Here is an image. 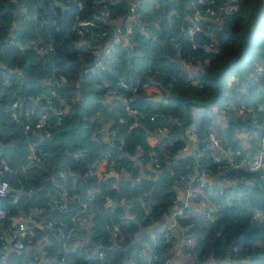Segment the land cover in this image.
<instances>
[{
    "label": "trees",
    "instance_id": "16d2710c",
    "mask_svg": "<svg viewBox=\"0 0 264 264\" xmlns=\"http://www.w3.org/2000/svg\"><path fill=\"white\" fill-rule=\"evenodd\" d=\"M38 1L0 0V168L3 161L8 166L0 172L8 185L0 195V209L7 210L0 228L41 206L50 213L44 224L51 228H33L23 248H11L0 256V264H27V239L43 235L46 252L55 253L45 264H220L227 249L235 264H264V157L257 169L246 165L264 135V0H233L234 9L207 15L200 22L202 31L191 37L181 29L194 8H203L198 0H136L126 40L114 43L112 24L123 19L122 32L130 0H60L64 9L55 5L57 0H43L45 11ZM100 4L107 7V16L99 14ZM85 18L93 25L79 34L72 26ZM31 38L41 39L37 47L29 43ZM212 40L214 51H205L201 45ZM48 43L50 50L38 46ZM181 61L189 68H182ZM120 80L127 89L117 85ZM147 85L156 86L158 93H147ZM110 86L118 88L134 113L121 100L110 106L105 92ZM51 88L60 95L48 99ZM16 98L18 119L13 120L8 107ZM63 103L66 111L55 123L50 107ZM41 112L49 117L46 137L33 127ZM157 127L166 131L156 134ZM184 127L195 137V168L191 157L175 158L185 143L180 136ZM145 130L155 136L152 145ZM108 131L111 136L102 140ZM211 135L217 139L214 150ZM28 142L39 151V159L30 163L25 157ZM217 149L229 155L215 160ZM100 158L112 173L101 179L84 174ZM152 161L155 168L154 163L145 166ZM201 169L209 182L199 186L189 178ZM121 171L122 176L117 174ZM184 187L192 191L176 235L168 230L166 237L152 240L157 225L136 238L139 229L168 215L173 192ZM62 190L65 204L59 207ZM106 198L114 205H107ZM82 202L93 217L87 231L77 224L75 230L89 235L83 245L95 246L100 259L85 257L90 250L80 245L71 246V215L77 210L83 215ZM94 203L107 208L95 209ZM256 211L261 215L254 219ZM35 222L34 215L29 225ZM58 229L64 238L56 234ZM179 239L175 256L171 249ZM63 240L68 253L59 261Z\"/></svg>",
    "mask_w": 264,
    "mask_h": 264
},
{
    "label": "built area",
    "instance_id": "2783aa9c",
    "mask_svg": "<svg viewBox=\"0 0 264 264\" xmlns=\"http://www.w3.org/2000/svg\"><path fill=\"white\" fill-rule=\"evenodd\" d=\"M198 2H200V4L202 3L203 8H194L192 10V12L190 13V19H189V24L185 27L181 29V33L183 35L189 36L191 37V35H193L196 31H202V26L200 24V22L202 23V21L207 19V15H215L217 14H222L223 12H229L232 9H234V3L233 0H227L224 4V6L220 4H214L212 1H210L209 3L203 2L202 0H198ZM136 4L137 1L136 0H130L129 4H128V13L126 14V16L124 17V22L122 23L123 25V30L121 32L120 29V23L122 22L123 19H119L118 22L113 23L112 24V29L114 30V36L111 38V42H117V41H125V35L131 30L132 27V23L131 20H133L136 16ZM98 12L100 15L102 16H107L108 14V10L107 7L104 4H100L98 6ZM93 25V21L91 19H78L76 20L75 24L72 26L77 33H82L83 28L87 27V26H92ZM9 43H14L16 44V42H13L12 40L8 41ZM41 39L40 38H31L29 40V43L35 47H37L36 44L40 43ZM197 44L193 43L192 47H195ZM39 48L42 51H46V50H50L52 48L51 43H48V45L46 46H42V45H38ZM202 48L205 51H214L215 49V43L212 40L211 42L201 45ZM109 51V48L106 47L104 49L103 54L107 53ZM101 58V57H100ZM99 64V60H96L94 63L95 65ZM181 67L183 66L184 68H189V66L187 67L188 63H186L185 61H181L180 62ZM182 67V68H183ZM258 67H262L261 65H258ZM118 86H121L122 89H127L128 85L120 80L118 81ZM132 90H135V87L132 88ZM105 92L107 93V98L109 101H111L110 106H113L118 100H121L123 103V108L126 109L129 113H134L135 111H133L132 109H130L127 101L125 100V98L123 97L122 94L118 93V88L117 87H106L105 88ZM60 95V90L58 89H50L47 95V98H51V97H57ZM18 106V100L13 99L10 104H9V115L13 120H17L18 119V112L16 110V107ZM50 109L52 110V116L54 118L55 123H58L61 119V115L66 111V104L63 103V106L56 108L51 106ZM245 109L243 106L239 107V110ZM152 118V117H150ZM49 117L47 116L46 112H41L36 120L33 122V127L38 129L39 132L41 134L44 135V137H46L50 131L48 129L47 126H49V122L48 120ZM25 128H27V125H25ZM166 128L165 127H157L155 133H163L165 132ZM184 134H186L187 136H189L192 141L194 142L195 137L191 132L190 127H184L183 128ZM110 131L107 132V135H110ZM185 135V136H186ZM43 137V136H41ZM153 138H155V136H153ZM210 146L212 147V149H216L217 148V139L214 136H210ZM117 148H120V146H117ZM186 150V144L184 143L178 150V155L181 154L182 152H184ZM140 153V152H139ZM217 153H221L220 156ZM217 153H215L214 155V159L215 160H220L224 155H229L228 152L226 151V149H217ZM235 154H239V151H235ZM26 162L30 163V162H34L37 161L39 159V151H37L36 149V144L34 142H28L27 144V152H26ZM264 157V135L261 138V142L259 145V148L257 150V152H255L254 154H252V156L246 160V165L249 169H257L259 167L262 166V159ZM142 162V161H141ZM151 163H154V168L155 166H157V163L155 161H152L150 163H146L145 166L151 167ZM241 163V162H239ZM8 170V166L6 165V163L3 161L1 164V168H0V172H4ZM91 173H94V168L89 167L84 174L89 175ZM106 174H111L112 170L111 168H107L105 170ZM202 178H209L208 173H206L203 169L200 170V173L198 176H196V178L194 177H190L189 180L190 181H194L197 180V182L199 183V186H202L203 183H205V181L202 180ZM221 182H224L225 179L224 177H220L219 179ZM8 188L7 182L5 180H0V195L5 194L6 190ZM192 189L188 188V187H184V188H180L179 192H173V199H172V204H171V210L168 213V220L167 221H161L158 224V229L155 230L152 234H151V238L153 240V238H157L159 235H162L163 237L167 236V231L171 230V234L173 233V231H176L177 228H179V220L178 218L181 217L182 213H183V208L184 206H186L187 203H190V201L187 199V196L191 193ZM60 195V200L58 201V206L59 207H63L65 204V198H66V191L62 190L59 193ZM180 201L181 205H179L180 203L178 202ZM105 202L107 203V205H114L113 202L109 201L108 198L105 199ZM204 200L203 198H200L198 200V204H203ZM81 212L83 213V215L81 216V220L83 222L86 221V217H85V211L87 210V204L86 202H82L81 203ZM5 212H7L6 209L1 208L0 209V218L5 217ZM261 215L260 211H256L253 214V218L257 219L259 218ZM34 216V211L29 210L26 212L25 215H19L18 217H16L11 225L10 224H6L3 228H0V256L4 257V253L6 252L7 248H14V249H18L20 250L21 248H23L24 243L23 240L29 236V234H31L32 229L37 227V228H42V226H47L49 229L51 228L50 223H46V225L44 224H39L37 222L33 223V225H29L31 223V217ZM56 234L58 236L62 238H64L63 233L58 229ZM77 241L73 240V244H76ZM186 243H190V240H187ZM148 247H151L150 244H148ZM61 249H62V253L59 256V261H62L65 257V252H66V243L65 241H61ZM95 256L97 257V259H100L102 257V252L101 251H96ZM72 264V263H70Z\"/></svg>",
    "mask_w": 264,
    "mask_h": 264
},
{
    "label": "crops",
    "instance_id": "0c3cea01",
    "mask_svg": "<svg viewBox=\"0 0 264 264\" xmlns=\"http://www.w3.org/2000/svg\"><path fill=\"white\" fill-rule=\"evenodd\" d=\"M144 90L147 93H152V92L153 93H158V89L154 85H147V86L144 87ZM101 139L102 140H106L107 139L106 132L103 133V135L101 136ZM146 140H147L148 144L152 145L153 142H154L153 135L152 134H148L147 137H146ZM93 168H94V174H95L96 178L97 179H101L103 174L105 173V170H106V160L104 158H100L99 160L96 161V163L93 166ZM30 172H31V174L36 175L35 174L36 172L29 171V173ZM117 174L122 176V175H124V171L117 172ZM37 175H38V172H37ZM115 182H116V179H115ZM92 205H94L95 209L97 208L98 210L101 209V208H105V207L107 208V205H104L103 203H101V207H98V205L96 203H94ZM47 210L48 209L43 207V206L38 207L37 209L34 210V215H35V217L37 219V223L44 224L45 220L51 219L50 213L47 212ZM10 217H12V216H10ZM85 217H86V221L83 222L81 220V214L79 213L78 210L71 215V221H72L73 225H72V227L70 228V230L68 232V236L73 237V239H75L77 241L76 244H73L71 246L80 245L82 247L83 251L90 250L89 252H87V255H85V257H88L89 255H93V256L95 255L94 254L95 246H91V247L84 246L83 244L86 243V241L88 240V236L89 235H85L84 234L85 235L84 236L79 231L75 230V225L77 224L79 229H83V231H87L88 227L90 226V221H91V218L93 217V213L91 211L86 210L85 211ZM159 222H161V219L159 220ZM157 225L158 224H156V222H155L150 227H147L146 230H140L139 229L137 234H136V238H138L139 235L144 233V231H148L150 233L155 228V226H157ZM113 228H115V225H113ZM87 234H88V232H87ZM80 235H81V237H79ZM173 235H176L175 231H173ZM82 236H84L86 238L84 239V238H82ZM43 240H45L44 242L47 241V235H43V236L36 237V238H32L30 236L27 239L26 246H28V247L25 250V252L30 249V257H29V262H27V264L28 263L29 264H45L48 261H52V259H54L55 253L54 254L51 253V254H53V255H51V254L46 252L47 248H45V247H47V245L43 244L44 243ZM181 243H182V240L179 239V240L175 241L173 243V245H172V249L171 250H172V252H175V256H177V254L179 253V250L181 249V246H180ZM174 248L177 249V250H174ZM10 250H11V248L10 249L7 248V250H6V252L4 254H7V252H9ZM54 250L57 251V248L54 249ZM66 253H68V251ZM73 258L77 259L78 256L74 255ZM22 264H26V263L23 262Z\"/></svg>",
    "mask_w": 264,
    "mask_h": 264
},
{
    "label": "water",
    "instance_id": "95a60500",
    "mask_svg": "<svg viewBox=\"0 0 264 264\" xmlns=\"http://www.w3.org/2000/svg\"><path fill=\"white\" fill-rule=\"evenodd\" d=\"M55 5L58 6L59 8H61V9H64V8L67 7V5H65L60 0L55 1ZM38 6L43 11H45V7L43 5V0H39L38 1ZM144 132L146 134H150V131H148V130H145ZM185 135L180 133V136L184 138V142L186 144V150L184 152H182L181 154L177 155L175 158L191 157L194 160L193 168H195L198 165V162H197L198 153L196 151V148H195V145H194L192 139L189 136H187V135L185 136ZM202 180L205 181V182H209L208 178H202ZM167 209H168V211H170L171 210V206L168 205ZM167 220H168V216H163L161 218V221H167ZM228 252H229V249L226 250V252H225L226 255L219 261L220 264H235L236 263L235 261L230 260V258L228 257Z\"/></svg>",
    "mask_w": 264,
    "mask_h": 264
},
{
    "label": "rangeland",
    "instance_id": "374dc122",
    "mask_svg": "<svg viewBox=\"0 0 264 264\" xmlns=\"http://www.w3.org/2000/svg\"><path fill=\"white\" fill-rule=\"evenodd\" d=\"M108 137H109V135H108Z\"/></svg>",
    "mask_w": 264,
    "mask_h": 264
}]
</instances>
